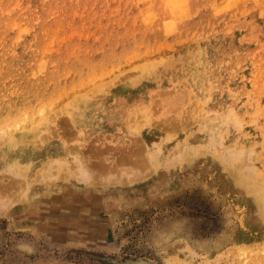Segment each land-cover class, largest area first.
Listing matches in <instances>:
<instances>
[{"label": "rangeland", "instance_id": "obj_1", "mask_svg": "<svg viewBox=\"0 0 264 264\" xmlns=\"http://www.w3.org/2000/svg\"><path fill=\"white\" fill-rule=\"evenodd\" d=\"M0 264H264V0H0Z\"/></svg>", "mask_w": 264, "mask_h": 264}, {"label": "bare ground", "instance_id": "obj_2", "mask_svg": "<svg viewBox=\"0 0 264 264\" xmlns=\"http://www.w3.org/2000/svg\"><path fill=\"white\" fill-rule=\"evenodd\" d=\"M73 119V118H72ZM78 120V119H77ZM85 121V120H84ZM118 121H119V114H115V115H113V123L114 124H117L118 123ZM214 121V120H213ZM81 123V122H80ZM85 123V122H84ZM116 127V126H115ZM39 136V135H38ZM33 140V139H32ZM25 142V141H24ZM34 142V141H33ZM28 143V142H27ZM32 143V142H31ZM72 145V144H71ZM68 146H69V144H68ZM29 148H31L30 146H29ZM25 149V148H24ZM19 150V148L15 145V144H13V145H10V147H7L6 148V152L9 154V155H14L13 153H17V151ZM19 152H23L24 153V151L23 150H21V151H19ZM22 153V154H23ZM27 155H30V150L29 149H27ZM26 157V156H25ZM30 159V158H29ZM32 160V159H31ZM91 166V165H90ZM75 167V166H74ZM92 167V166H91ZM101 167V166H100ZM99 167V168H100ZM93 170V169H92ZM95 170V169H94ZM105 170V169H104ZM103 170V172H105ZM90 171V170H89ZM96 171V170H95ZM96 177V176H95ZM263 188V187H262Z\"/></svg>", "mask_w": 264, "mask_h": 264}]
</instances>
